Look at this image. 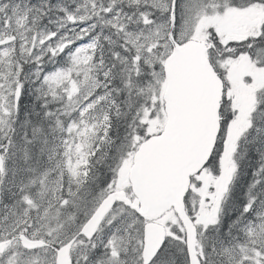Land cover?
Listing matches in <instances>:
<instances>
[{
	"label": "snow or ice",
	"instance_id": "obj_1",
	"mask_svg": "<svg viewBox=\"0 0 264 264\" xmlns=\"http://www.w3.org/2000/svg\"><path fill=\"white\" fill-rule=\"evenodd\" d=\"M0 264H264V0H0Z\"/></svg>",
	"mask_w": 264,
	"mask_h": 264
}]
</instances>
